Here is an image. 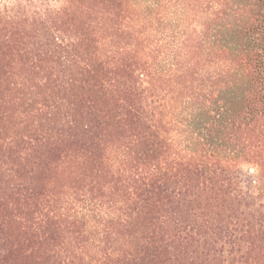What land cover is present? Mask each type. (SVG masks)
I'll list each match as a JSON object with an SVG mask.
<instances>
[{"label":"trees","instance_id":"obj_1","mask_svg":"<svg viewBox=\"0 0 264 264\" xmlns=\"http://www.w3.org/2000/svg\"><path fill=\"white\" fill-rule=\"evenodd\" d=\"M39 17L0 8V264H264V0Z\"/></svg>","mask_w":264,"mask_h":264},{"label":"rangeland","instance_id":"obj_2","mask_svg":"<svg viewBox=\"0 0 264 264\" xmlns=\"http://www.w3.org/2000/svg\"><path fill=\"white\" fill-rule=\"evenodd\" d=\"M61 4L62 0H0V8L2 10L8 12L12 16L27 15L32 22L35 19H40L39 16L47 12V10L58 8ZM32 26L35 29L34 31H36V27L39 29L42 28V25L36 21ZM41 31L42 36H45L44 31ZM244 169H249V166H244Z\"/></svg>","mask_w":264,"mask_h":264}]
</instances>
